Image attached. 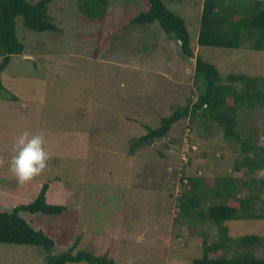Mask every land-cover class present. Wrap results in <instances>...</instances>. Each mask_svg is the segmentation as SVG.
<instances>
[{
  "label": "rangeland",
  "instance_id": "374dc122",
  "mask_svg": "<svg viewBox=\"0 0 264 264\" xmlns=\"http://www.w3.org/2000/svg\"><path fill=\"white\" fill-rule=\"evenodd\" d=\"M162 1L183 16L193 53L212 62L223 78L231 72L264 77V50L249 40L235 48L198 44L203 0ZM239 1L250 8L253 0ZM141 8L139 0H109L102 20L87 21L77 0H50L47 11L60 31H32L21 16L15 19L25 49L12 54L0 74V208L32 200L48 182L46 200L66 207L57 216H34L35 226L55 240L50 254L77 241L73 252L106 253L112 264H192L201 240L216 237L210 221L179 214V195L190 186L184 176L201 178L204 191L231 174L264 178V170L233 172L239 149L228 145L215 123L206 128L198 118L178 120L166 136L130 153V141L145 126L156 127L197 91L195 56H184L180 41L157 21L131 24ZM240 111V128L264 144V110ZM24 131L45 136L49 159L39 175L21 184L9 163ZM247 190L241 188V196ZM258 208L256 216L226 221L229 233L264 239V205ZM253 251L264 256V246ZM46 252L0 242V264H45Z\"/></svg>",
  "mask_w": 264,
  "mask_h": 264
},
{
  "label": "trees",
  "instance_id": "16d2710c",
  "mask_svg": "<svg viewBox=\"0 0 264 264\" xmlns=\"http://www.w3.org/2000/svg\"><path fill=\"white\" fill-rule=\"evenodd\" d=\"M139 1L142 8L131 18L130 23L157 21L168 37L180 41L184 56H195L193 81L197 91L195 99L188 98L183 105L172 107V112L162 117L156 127L145 126V132L130 141V153L166 136L178 120L188 117L193 121L198 118L206 128L215 123L222 129L228 145L239 149L233 161V172L249 174L264 170V144H259L258 140H253V134L242 130L239 121L240 110L253 111L258 107L264 110V77L231 72L223 78L212 62L193 53L183 16L167 7L162 0ZM49 2L0 0V74L10 56L23 54L25 49L15 31L17 16H21L23 25L32 31H60L47 11ZM108 3L109 0H77V8L81 19L98 21L106 16ZM239 3V0H203L198 44L235 48L245 38L251 41L255 50H264V0H253L250 8L239 6ZM12 97L16 98L14 95ZM184 178H187L190 186L179 195V214H185L192 220L210 221V225L215 227L216 237L212 241L206 238L201 240V254L192 260V264H264V256H257L253 251L256 246H264L263 236L242 234L236 237L229 233L225 224L228 220L256 216L255 206L259 210L261 208L258 206L264 205V199H261L264 178H242L231 174L228 178H222L223 183L220 181L211 189L207 186L209 190L206 191L202 189L201 178ZM184 178L182 176L181 181ZM48 188V182H44L32 200L23 202L19 199L10 209L0 208V242L40 246L47 251L45 264L80 261L112 264L113 260L106 253L94 254L86 249L73 252L77 241L58 254L48 253L55 245V240L42 227L35 226L34 216L53 217L66 210L65 205L46 200ZM241 188L248 189L244 196L240 194ZM200 199L209 200L208 205L202 206Z\"/></svg>",
  "mask_w": 264,
  "mask_h": 264
},
{
  "label": "clouds",
  "instance_id": "9594fccd",
  "mask_svg": "<svg viewBox=\"0 0 264 264\" xmlns=\"http://www.w3.org/2000/svg\"><path fill=\"white\" fill-rule=\"evenodd\" d=\"M48 159L45 136L24 131L15 139L9 168L17 182L23 184L39 175L47 167Z\"/></svg>",
  "mask_w": 264,
  "mask_h": 264
}]
</instances>
